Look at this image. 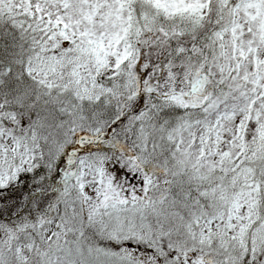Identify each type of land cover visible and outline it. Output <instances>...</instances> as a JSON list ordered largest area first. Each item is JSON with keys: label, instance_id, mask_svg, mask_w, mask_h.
Masks as SVG:
<instances>
[{"label": "snow or ice", "instance_id": "obj_1", "mask_svg": "<svg viewBox=\"0 0 264 264\" xmlns=\"http://www.w3.org/2000/svg\"><path fill=\"white\" fill-rule=\"evenodd\" d=\"M0 264H264V0H0Z\"/></svg>", "mask_w": 264, "mask_h": 264}]
</instances>
